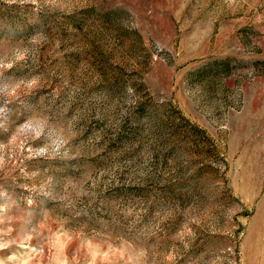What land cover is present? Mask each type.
Wrapping results in <instances>:
<instances>
[{
	"label": "rangeland",
	"instance_id": "374dc122",
	"mask_svg": "<svg viewBox=\"0 0 264 264\" xmlns=\"http://www.w3.org/2000/svg\"><path fill=\"white\" fill-rule=\"evenodd\" d=\"M0 264H264V0H0Z\"/></svg>",
	"mask_w": 264,
	"mask_h": 264
}]
</instances>
